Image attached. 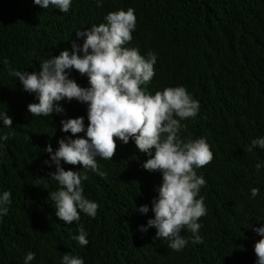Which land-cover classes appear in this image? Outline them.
Instances as JSON below:
<instances>
[{
	"label": "trees",
	"instance_id": "trees-1",
	"mask_svg": "<svg viewBox=\"0 0 264 264\" xmlns=\"http://www.w3.org/2000/svg\"><path fill=\"white\" fill-rule=\"evenodd\" d=\"M129 7L136 27L126 47L157 57L155 75L143 87L153 95L185 87L200 107L194 118L181 121L187 128L179 135L205 138L213 153L209 164L196 169L206 180L199 193L207 209L198 221L203 242L193 243L185 228L181 235L189 242L178 252L170 240L156 237L155 228L140 231L154 218L152 202L162 173L143 168L150 157L132 139L124 144L117 138L112 159L96 158L103 176L61 161L65 170L87 173L84 196L99 207L95 218L80 212V220L71 224L56 216L50 192L60 186L50 176L56 166L45 148L51 144L54 153L62 138H86L88 106L65 99L58 102L62 113L31 115L27 106L38 102L36 95L9 74L10 68L39 71L48 58L71 52L72 41L82 46L85 38H77L76 31L106 23L109 12ZM66 72L79 86L90 87L87 75ZM0 113L12 118V127L0 120V137L8 136L0 139V197L11 192V204L3 205L8 213L0 217V264H25L29 252L35 258L28 264H62L65 254L84 264L227 259L255 264L249 260L250 239L244 241L235 230L246 227L245 218L251 227L264 221V149L248 150L253 140L264 138V0H102L100 7L97 0H72L67 13L52 5L43 9L33 0H0ZM78 117H84L85 132L73 136L61 130L62 120ZM252 188L259 189L255 197ZM143 205L146 214L138 211ZM80 227L87 233L86 246L76 239Z\"/></svg>",
	"mask_w": 264,
	"mask_h": 264
},
{
	"label": "clouds",
	"instance_id": "clouds-1",
	"mask_svg": "<svg viewBox=\"0 0 264 264\" xmlns=\"http://www.w3.org/2000/svg\"><path fill=\"white\" fill-rule=\"evenodd\" d=\"M33 2L43 9L52 5L67 13L72 0ZM97 6H102V0H97ZM105 20L106 23L93 25L86 31H76L77 38H85L82 46L72 41L71 52L65 49L48 58L42 62L39 71L21 72L10 68L9 74L19 78L24 91L36 95L38 102L27 106L31 115L62 113L64 109L58 102L65 99H75L88 106L86 138H62L54 153L51 144L45 148L56 166L55 173L50 176L60 186L59 190L50 192L56 216L71 224L80 220V212L95 218L99 207L84 196L82 181L88 179L87 173L82 175L81 171L65 170L61 161L73 166L82 165L83 169H91L103 176L106 174L99 172L96 158L112 159L117 149L116 139L124 144L132 139L139 152L150 157L143 163V168L162 173L158 198L152 202L154 218L149 219L147 227L142 226L140 231L155 228L156 237L170 240L169 247L178 252L189 242L181 235L185 228L192 233L193 243L203 242L198 221L207 214L204 197L199 196L206 180L197 174L196 169L209 164L213 153L205 138L192 139L189 136L185 140L179 135L182 128H187L181 121L197 115L199 101L183 86L166 87L154 95L143 87L155 75L157 57L149 52L145 58L139 49L126 47L136 27L133 8L109 12ZM69 69L87 75L90 87H81L70 79L66 72ZM0 120L4 126L12 127V118L7 113H0ZM61 124V130L71 132L73 136L85 132L84 117L62 120ZM0 139L6 141L8 136ZM257 145L264 149V138L253 140L248 150ZM260 167L258 163L257 170ZM251 194L257 196L259 189L252 188ZM8 204H11V192L5 191L0 197V217L8 213V208L3 207ZM138 211L146 214L149 208L143 205ZM244 223L246 227H237L235 234L244 241L250 239L249 260L264 264V221L253 227L246 218ZM86 237L87 233L80 227L76 237L80 245L89 243ZM34 258L35 253H27L25 264ZM62 264H84V261L65 254ZM218 264L236 263L227 259Z\"/></svg>",
	"mask_w": 264,
	"mask_h": 264
}]
</instances>
